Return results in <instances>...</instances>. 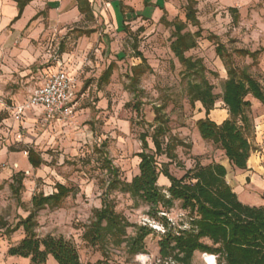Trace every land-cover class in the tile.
<instances>
[{
    "label": "rangeland",
    "instance_id": "1",
    "mask_svg": "<svg viewBox=\"0 0 264 264\" xmlns=\"http://www.w3.org/2000/svg\"><path fill=\"white\" fill-rule=\"evenodd\" d=\"M196 1L203 34L197 47L186 56L203 61L214 93L221 96L227 79L223 60L216 53L218 46L224 48L235 66L247 68L264 87V0ZM166 3L167 22H185L187 0H166ZM230 8L238 11L237 18L230 13ZM187 31L194 33L197 29L189 26ZM83 33H69L48 49L41 42L36 53L25 60L8 61L6 70L0 62V118H6L0 122V218L10 229L28 217L34 195L49 196L61 184L74 189L75 194L67 197L59 208H46L38 213L37 233L40 238L52 235L71 241L83 264L104 259L100 248L91 247L83 239L93 211L102 207L103 200L112 202L116 212L132 224L162 232L159 222L148 215L149 206H136L127 194H107L108 177L102 169V162L107 158L118 168L122 181L130 183L139 175L142 134L149 135V148L155 153L151 137L159 124L157 108L166 121L163 149L169 143L176 146L174 158L167 156V152L157 157L161 171L168 170L179 179L197 164L220 163L227 169V182L235 193L239 191L237 195L243 203L264 205V107L259 101L248 98L252 104L253 153L247 170L239 172L232 168L223 151L199 134L197 122L206 118L205 110L200 103L190 102L187 91L190 79L171 51L172 26L153 21L137 31L127 27L123 32L105 35L107 42L102 41L104 33L100 31L99 41L88 45L80 44ZM240 51L257 53V56L254 59ZM45 55L56 57L57 61L63 55L70 56L69 66H74L78 83L79 106L73 117L64 121L46 122L47 118L32 111L17 120L16 111L44 84L45 72L58 68L57 61L48 62ZM142 64L146 72L135 91L131 77L134 68ZM110 65L113 72L106 82L102 75ZM225 111L218 100L209 118L220 124L228 118ZM29 149L42 157L44 164L40 168L34 169L29 164L25 152ZM19 173L23 175L24 187L18 198L10 185ZM163 216L160 213L158 218ZM167 218L174 229L189 228L188 215L179 203ZM23 238V229L15 233L0 229V264H31L29 259L7 255L9 248ZM158 240V234L150 236L146 241V255L139 257L129 255L124 246H109L105 259L110 264H171L160 259ZM214 262L208 255L196 254L194 258V264ZM46 264L57 263L50 257Z\"/></svg>",
    "mask_w": 264,
    "mask_h": 264
},
{
    "label": "trees",
    "instance_id": "2",
    "mask_svg": "<svg viewBox=\"0 0 264 264\" xmlns=\"http://www.w3.org/2000/svg\"><path fill=\"white\" fill-rule=\"evenodd\" d=\"M30 1L19 2L20 15ZM78 2L80 10L84 12L83 6L87 2ZM196 6L197 2L194 0L188 1L185 22L176 20L169 23L163 17L162 23L174 28L171 51L190 79L187 88L190 102L201 103L205 110L206 118L197 122L201 138L223 151L232 168L246 171L253 153L250 141L253 129L252 104L248 98L259 101L264 107V87L247 68L235 66L232 59L227 57L224 48L218 46L216 53L223 60L227 79L223 84L221 96L214 93V86L206 77L203 61L186 57L188 52L197 47L203 34ZM229 11L237 18L236 9ZM189 26L197 31H187ZM240 53L254 59L257 56V53L247 51ZM112 69L110 66L105 72V81L109 80ZM145 72L143 65L134 68L131 85L135 91ZM218 100H221L228 112V118L221 124L209 118ZM160 113V108H157L156 122L159 124L151 137L155 153L150 151L149 135L145 133L140 137L142 151L138 154L139 175L130 183L122 181L118 168L107 158L102 162V169L108 177L107 194L120 192L129 195L136 206H149L148 215L159 222L163 231L155 232L148 226L132 224L125 216L116 212L112 202L103 200L102 207L93 211L83 239L91 247L100 248L104 259L87 264H110L105 259L109 246H124L127 253L135 257L146 255V241L154 234L159 235L157 248L160 259L171 264H194L196 254L212 257L214 264H264V205L243 203L227 182V169L220 163L208 166L197 164L179 179L172 176L168 170L161 171L157 157L167 152V156L174 158L173 151L176 146L169 143L167 149H163L162 137L167 128ZM27 152L33 168L38 169L44 164L41 156L34 150L29 149ZM162 176L169 181V187L159 185ZM22 183L23 175L19 173L13 177V183L10 185L18 198L24 187ZM71 194H75L74 189L57 184L56 192L50 196L34 195L31 201L32 211L13 229L0 218V229L4 228L7 233H15L20 229L24 232V238L17 245L10 247L7 255L29 259L31 264H46L49 257L57 264H83L76 246L71 241L52 235L40 238L37 233L38 213L46 208H59ZM176 203H179L180 209L188 215V229H174L172 222L167 218ZM160 213L165 216L158 218Z\"/></svg>",
    "mask_w": 264,
    "mask_h": 264
},
{
    "label": "crops",
    "instance_id": "3",
    "mask_svg": "<svg viewBox=\"0 0 264 264\" xmlns=\"http://www.w3.org/2000/svg\"><path fill=\"white\" fill-rule=\"evenodd\" d=\"M20 1L26 0H0V62H2L3 70H6L8 61L15 63L17 60L14 58L23 61L36 53L38 46H41V42H44L45 48L48 49L59 38H64V36L75 31L84 32L83 37L80 38V44H95L99 41L100 31L104 33L102 41L107 42L109 39L105 35L110 34L112 31L123 32L127 27H130L132 31H137L148 26L149 22L162 21L167 14L166 0H85L87 4L83 6L84 12L80 10L78 0H31L20 15ZM69 57L63 55L57 61L56 57L45 55L48 62L50 60L57 61L58 68L55 71L64 69L70 75L76 77V72H73L74 66H69ZM143 60L145 59L142 58ZM50 73L45 72L46 77ZM79 102L77 83L74 90L76 110ZM29 111H32L35 115H43L46 119L42 108L28 110L24 115H27ZM225 113L228 114L227 111ZM2 121H6V118L3 117L0 122ZM46 122H48V119H46ZM27 151L25 152L28 153ZM246 180L248 182L249 177ZM159 183L162 187L170 186L169 181L163 176L160 178ZM229 185L231 186V184ZM231 187L233 189V186ZM237 193L239 194V191Z\"/></svg>",
    "mask_w": 264,
    "mask_h": 264
},
{
    "label": "built area",
    "instance_id": "4",
    "mask_svg": "<svg viewBox=\"0 0 264 264\" xmlns=\"http://www.w3.org/2000/svg\"><path fill=\"white\" fill-rule=\"evenodd\" d=\"M76 84V77L64 69L51 72L44 84L33 91L27 103L18 108L17 120H20L26 111L34 108H42L48 120L64 121L72 118L76 112L74 105Z\"/></svg>",
    "mask_w": 264,
    "mask_h": 264
}]
</instances>
